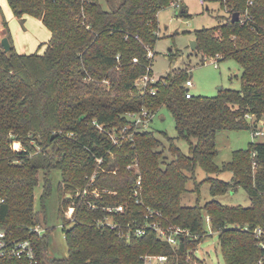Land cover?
Returning <instances> with one entry per match:
<instances>
[{
	"label": "trees",
	"instance_id": "trees-1",
	"mask_svg": "<svg viewBox=\"0 0 264 264\" xmlns=\"http://www.w3.org/2000/svg\"><path fill=\"white\" fill-rule=\"evenodd\" d=\"M6 1L21 22L26 16L40 20L50 39L42 54L18 53L0 11V41L7 37L11 45L4 52L0 42V229L31 239L39 264H143L140 256L158 254L168 257L164 264H190L208 217L225 264H257L264 255L253 232L264 228V142L235 150L221 166L213 159L219 131H254L260 125L264 135V0H204L206 10L217 2L224 13L216 25L194 31L195 51L219 54V61L234 59L241 88L190 98L185 97L186 70L161 74L154 94L135 84L150 63L147 48L153 50L158 39L157 15L173 0H107L108 9L98 0ZM236 12L238 20L232 22ZM180 15H187L185 9ZM142 106L153 113L165 107L176 136L130 128L133 140L114 145L108 132L121 130L129 123L125 114ZM178 140L187 143L188 153ZM13 142L20 143L19 151ZM133 164L137 171L127 168ZM197 167L207 174L212 196L242 187L250 205H182L186 182ZM51 170L61 174L57 214L64 218L73 204L75 221L64 230L67 255L45 260L47 232L39 237L29 230L46 223L34 210V190L42 181L44 210ZM94 171L92 187L106 191L80 202L76 193ZM220 172H230V181L217 178ZM138 176L139 204L132 197ZM120 204L122 213L108 214L119 228L98 225L103 207ZM147 207L161 213L162 224L188 229L191 236L176 247L152 229L127 236L128 228L144 226Z\"/></svg>",
	"mask_w": 264,
	"mask_h": 264
},
{
	"label": "rangeland",
	"instance_id": "rangeland-1",
	"mask_svg": "<svg viewBox=\"0 0 264 264\" xmlns=\"http://www.w3.org/2000/svg\"><path fill=\"white\" fill-rule=\"evenodd\" d=\"M104 9H108L107 0H98ZM176 7L168 6L159 11L157 15L158 26L156 29L157 41L154 45V57L150 63L152 72L156 77L170 72L177 73L180 70L188 71L192 86L189 88L194 96H216L220 89L241 88V68L238 63L230 58L220 60L217 67L208 62L206 55L194 51L190 47V41L194 39V31L203 27H211L217 24L223 10L217 2L209 3V10L201 5L199 0H179ZM185 9L187 15L181 16ZM0 11L9 29L12 43L18 53L42 54L50 39V32L38 19L26 16L21 22L10 10L6 0H0ZM210 56V55H209ZM260 125H258V128ZM151 131L159 137L165 133L168 137H175L176 130L171 113L160 107L149 122ZM251 142H264V135L253 136L250 130H223L216 133L215 143L217 154L213 161L221 166L229 162L232 153L238 149H245ZM167 147L168 142L164 140ZM177 146L188 153V146L184 140L176 141ZM20 149L19 145H13ZM13 148V149H14ZM223 181H230V172H220L216 175ZM51 190L44 201V210L41 208L40 196L42 194V181L34 190V210L39 212L40 218H45V225L41 228L47 230L48 246L46 257L61 258L67 255L64 233L61 225L69 228L72 222H65L57 214L58 197L57 186L61 180L58 170L49 173ZM207 174L199 167L196 168L194 177L186 182V191L182 194L181 204L194 206L209 201H217L228 206L248 207L250 199L242 187L228 190L226 193L212 196L210 184L206 180ZM205 220V218H204ZM206 235L194 249V257L190 264H225L218 244L217 232L204 221Z\"/></svg>",
	"mask_w": 264,
	"mask_h": 264
},
{
	"label": "built area",
	"instance_id": "built-area-1",
	"mask_svg": "<svg viewBox=\"0 0 264 264\" xmlns=\"http://www.w3.org/2000/svg\"><path fill=\"white\" fill-rule=\"evenodd\" d=\"M178 2L179 0H173L170 2L169 6L176 7L179 5ZM199 3L201 5H205L204 0H199ZM241 22L243 23L244 20H242ZM153 57H154V51L151 50L150 48H147L146 58L149 60L150 63ZM207 58H208V62L213 64L215 67H217L218 66L217 63L221 58V56L219 54H216L214 56H207ZM133 61L136 62L137 59L134 58ZM150 63L147 66L146 73L141 75L136 80L135 84L136 86L142 89L149 88V92L151 94H154L155 88L153 87V85L157 82L159 77H156L152 72ZM184 85L187 87L185 97L190 98L193 95L189 90V88L193 85L192 81L188 79L185 81ZM154 113L148 110L144 106H142L140 110L137 112L126 113L125 116L127 117L129 123L118 132H116L115 130L108 132L112 143L114 145H120L124 140L132 141L133 131L128 132L129 129L130 128L148 129L149 122L151 121ZM252 134L255 137L258 135H262L263 131L256 128V130L252 131ZM15 143H17L18 145L20 144L19 142H13L12 145H15ZM14 150L19 151L20 149L14 148ZM101 161H102L101 158H97L98 164H100ZM127 168H134L137 171L136 164L128 165ZM96 173L97 171H94L90 176L85 188L76 193V197L80 198V202H82L83 198H86V196H95L99 198L101 192L106 191L105 189L101 190L97 187H92ZM140 191H141V178L140 176H138L135 184L132 187L133 200L135 203L138 204L142 203L140 197ZM0 202H3V198H0ZM89 205L91 208H97V205L95 203L89 202ZM103 210L106 213L102 218L97 220L98 225L108 226L111 229L119 228L117 223L112 222L109 219L108 214L122 213L124 210L123 205L120 204L114 206H105L103 207ZM74 211H75V205L71 204L70 206H68V208L64 212V223L65 222L73 223L75 221ZM161 218L162 215L160 212L147 207L145 213L146 222L144 226L136 227L134 229L128 228L126 235L129 236L132 233L134 235H142L144 234L146 229H152L153 231H155L159 239L167 242L169 245L173 247H176L180 240L184 239L185 237L191 236L188 229L170 223L166 225L162 224L160 222ZM206 220L208 221V217L206 218ZM61 227L64 233V230L66 228L63 224L61 225ZM245 229L247 228L245 227ZM29 232L34 233L40 237L42 234L46 233L47 230L41 228V226H35L34 228H31ZM253 232L255 233L256 237L260 239V246L264 248V228L258 226L254 228ZM46 252L47 250L44 253L45 260L47 259ZM140 257L143 261V264H164L168 261V257L163 254L143 255ZM39 263H40V257L38 256L37 248L31 239H16L10 233H7L5 230L0 229V264H39ZM257 264H264V255L258 260Z\"/></svg>",
	"mask_w": 264,
	"mask_h": 264
},
{
	"label": "water",
	"instance_id": "water-1",
	"mask_svg": "<svg viewBox=\"0 0 264 264\" xmlns=\"http://www.w3.org/2000/svg\"><path fill=\"white\" fill-rule=\"evenodd\" d=\"M238 16H239V14L237 12L236 13H233L232 14L231 21L232 22L237 21L238 20ZM0 42H1V46L3 47V51L4 52L9 51L11 45H10V43L8 41V38L7 37H2V39H1ZM196 46H197L196 41L195 40H191L190 41V47H191V49L195 51L196 50Z\"/></svg>",
	"mask_w": 264,
	"mask_h": 264
},
{
	"label": "bare ground",
	"instance_id": "bare-ground-1",
	"mask_svg": "<svg viewBox=\"0 0 264 264\" xmlns=\"http://www.w3.org/2000/svg\"><path fill=\"white\" fill-rule=\"evenodd\" d=\"M15 145H18L17 143H15Z\"/></svg>",
	"mask_w": 264,
	"mask_h": 264
},
{
	"label": "crops",
	"instance_id": "crops-1",
	"mask_svg": "<svg viewBox=\"0 0 264 264\" xmlns=\"http://www.w3.org/2000/svg\"><path fill=\"white\" fill-rule=\"evenodd\" d=\"M40 22V20H38Z\"/></svg>",
	"mask_w": 264,
	"mask_h": 264
}]
</instances>
